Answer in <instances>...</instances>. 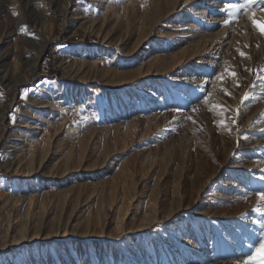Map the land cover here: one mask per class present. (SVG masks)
<instances>
[{"label": "rangeland", "instance_id": "obj_1", "mask_svg": "<svg viewBox=\"0 0 264 264\" xmlns=\"http://www.w3.org/2000/svg\"><path fill=\"white\" fill-rule=\"evenodd\" d=\"M0 264H264V0H0Z\"/></svg>", "mask_w": 264, "mask_h": 264}]
</instances>
